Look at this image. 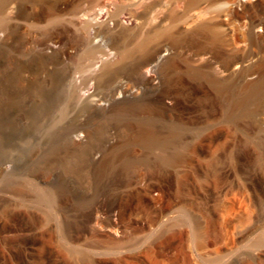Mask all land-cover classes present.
I'll return each mask as SVG.
<instances>
[{
  "label": "rangeland",
  "instance_id": "obj_1",
  "mask_svg": "<svg viewBox=\"0 0 264 264\" xmlns=\"http://www.w3.org/2000/svg\"><path fill=\"white\" fill-rule=\"evenodd\" d=\"M253 19L264 0H0V264H264Z\"/></svg>",
  "mask_w": 264,
  "mask_h": 264
},
{
  "label": "bare ground",
  "instance_id": "obj_2",
  "mask_svg": "<svg viewBox=\"0 0 264 264\" xmlns=\"http://www.w3.org/2000/svg\"><path fill=\"white\" fill-rule=\"evenodd\" d=\"M234 11L236 12V9H234ZM256 27H261L264 29V21L258 20V19H253L249 22V28L251 30H254Z\"/></svg>",
  "mask_w": 264,
  "mask_h": 264
}]
</instances>
